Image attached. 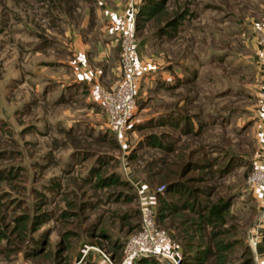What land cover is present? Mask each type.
I'll use <instances>...</instances> for the list:
<instances>
[{
  "label": "rangeland",
  "instance_id": "obj_1",
  "mask_svg": "<svg viewBox=\"0 0 264 264\" xmlns=\"http://www.w3.org/2000/svg\"><path fill=\"white\" fill-rule=\"evenodd\" d=\"M100 1L124 11L132 2L136 43L157 56L137 85L123 143L103 124L100 105L92 109L102 118L86 113L78 94L85 86L69 76L71 31L90 42L104 36L99 1L0 0V264H121L122 244L141 223L140 187L152 194L165 185L164 161L179 151L181 161L192 152L195 164L178 177L191 200L228 205L225 223L206 224L219 250L202 264H264V218L255 250L248 241L263 200L248 176L264 131L253 31L264 0ZM177 113L178 127L166 123ZM94 169L108 185H95ZM185 194H155L156 222L181 254L179 223L196 214L164 206L180 207Z\"/></svg>",
  "mask_w": 264,
  "mask_h": 264
},
{
  "label": "built area",
  "instance_id": "obj_2",
  "mask_svg": "<svg viewBox=\"0 0 264 264\" xmlns=\"http://www.w3.org/2000/svg\"><path fill=\"white\" fill-rule=\"evenodd\" d=\"M134 15L135 8L131 2L126 11V17L130 18L128 25L120 23L124 16L115 17L117 23L121 26L117 38L119 69L117 81L108 88L95 87V97L100 103L104 124L122 143L124 131L135 109L137 85L141 81L144 65L139 58V54H137V43L133 31ZM253 31L259 45L258 56L262 60L264 56V20L255 22ZM257 95L259 98L257 114L264 123V81L260 84ZM262 133V140L259 145L260 158L248 176L250 185L263 196L258 224L248 234V241L254 250L258 242V229L263 226L262 219L264 218V131ZM164 187V185L157 187L151 191L152 194L147 192L145 187H140L141 223L139 227L126 236L122 244L121 264L137 257H153L164 259L167 264H180L181 250L179 246L156 222L155 194L164 190ZM96 249L105 260L111 263L106 253L98 248Z\"/></svg>",
  "mask_w": 264,
  "mask_h": 264
},
{
  "label": "crops",
  "instance_id": "obj_3",
  "mask_svg": "<svg viewBox=\"0 0 264 264\" xmlns=\"http://www.w3.org/2000/svg\"><path fill=\"white\" fill-rule=\"evenodd\" d=\"M98 1L95 11L98 18L103 22L102 30L104 31V36L100 40L94 39L93 42H90L85 38L83 33L71 31L74 59L70 61L71 71L69 76L76 86H79V84L85 86L78 93L82 96L80 102H83L87 106L86 113L97 115L99 119L102 118L100 117V113L92 109L93 104L100 105L98 99L95 97V87H111L117 81L119 75L118 58L116 60L112 57L113 51L117 50L113 48L116 46L121 27L115 17L124 16L120 22L123 25H128L130 18L126 17L125 8L113 9L106 6L103 1ZM136 49L141 62L144 63L142 77L144 76V79H147L148 77H145V75L154 69L157 56L149 52L142 42L137 43ZM262 65L264 67V56L262 57ZM260 249L263 252V244H261Z\"/></svg>",
  "mask_w": 264,
  "mask_h": 264
},
{
  "label": "trees",
  "instance_id": "obj_4",
  "mask_svg": "<svg viewBox=\"0 0 264 264\" xmlns=\"http://www.w3.org/2000/svg\"><path fill=\"white\" fill-rule=\"evenodd\" d=\"M149 2H153V0H148ZM140 14L144 15V12ZM181 116L178 115L172 116L168 118L166 123L169 125L178 127L179 118ZM185 117V116H183ZM165 124V123H161ZM150 142L155 146L163 147L161 142L157 139H150ZM170 146L166 147V151L170 152L173 148H169ZM192 153V152H191ZM188 155L185 160H182V153L179 151L177 153L176 160H165V164H167V175L170 176L167 179L165 186V190L167 192H177L183 193L185 191V195L189 194V197L185 200V202L179 206L174 203H170L168 206H164V208L172 209L173 212L181 213L184 209H189L193 211L194 216L191 217H183L179 223L180 226V238H181V246H182V254H181V263L180 264H202L206 257L210 255H214L218 250V241H215L214 238L216 237L215 232L211 234L205 233V227L208 223L213 224H223L226 221L227 215V203L221 201H200V200H191L192 190L188 188L178 177H183V175L187 172V170L194 167V162L191 160L190 155ZM178 165L180 167L179 171L173 168H170L169 165ZM93 175L96 177V186H106L109 184V178L107 176H99L97 175V169L92 170ZM175 176V177H172ZM164 201L162 197L160 201ZM197 205V208H195ZM183 215V214H182ZM25 217L20 220L21 223H24ZM41 219H34V223L32 227H36ZM23 228V227H21ZM208 234V235H207ZM68 234L64 232L63 237L67 238ZM155 258L153 257H137L132 259L130 262H134V264H153ZM219 261H221L219 259Z\"/></svg>",
  "mask_w": 264,
  "mask_h": 264
}]
</instances>
